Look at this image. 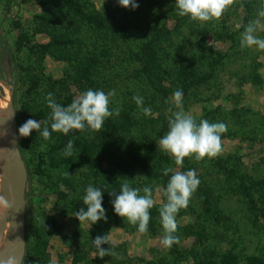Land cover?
Wrapping results in <instances>:
<instances>
[{"label":"rangeland","instance_id":"1","mask_svg":"<svg viewBox=\"0 0 264 264\" xmlns=\"http://www.w3.org/2000/svg\"><path fill=\"white\" fill-rule=\"evenodd\" d=\"M137 2L131 11L116 0H0V95L10 91L27 175L20 264H264V50L241 46L256 20L255 34L264 39V0H231L208 22L179 16L175 0ZM89 89L115 93L102 129L19 138L28 119L51 129L49 94L66 107ZM177 90L182 110L197 123L226 125L216 157H186L178 166L160 149L181 110ZM15 166V182L10 170L0 175L9 205L20 178ZM189 170L200 184L176 215L177 242L166 248L159 209L171 175ZM125 182L141 195L143 187L153 189L146 233L113 213L108 193ZM88 185L104 192L106 223L75 218ZM104 234L109 251L99 258L93 240ZM17 241L8 208L0 216V256Z\"/></svg>","mask_w":264,"mask_h":264},{"label":"clouds","instance_id":"2","mask_svg":"<svg viewBox=\"0 0 264 264\" xmlns=\"http://www.w3.org/2000/svg\"><path fill=\"white\" fill-rule=\"evenodd\" d=\"M119 7L135 11L139 8L137 0H116ZM231 0H175L178 15L189 17L194 21L208 22L214 18L221 17L225 8ZM264 16V12L260 13ZM261 27L260 21L256 20L249 24L242 34L241 46L264 50V39L255 34ZM194 70V69H193ZM114 92L105 93L102 90H87L75 98L68 106H62L55 102L51 94L48 95V107L52 110L51 129L44 127L36 119H28L18 128L19 138H28L33 131L39 132L45 141L51 138L52 132L69 135L73 130L99 131L104 126L105 120L113 115L110 110V97ZM183 91L177 90L173 94L175 107L181 109L172 114L168 123V132L159 140L160 149L167 155L175 158L178 166L183 165L186 157H194L197 161L205 157H216L221 151V135L227 131L224 123H210L208 120H196L182 110ZM138 106H142V97L133 98ZM145 115L151 114V108H144ZM118 114V113H116ZM73 142L69 141L65 156H72ZM171 169H166L164 175L168 176ZM200 180L194 170L187 172H176L171 175L165 190L167 202L159 209L161 225L163 228L162 244L170 248L177 242L174 233L177 229L176 215L181 209L187 208L192 194L197 190ZM140 194V188H133L125 182L121 185L119 192L108 193L111 197L113 213L126 218L131 225L138 226L140 233L148 231L151 219L150 210L154 207L153 189L145 186ZM83 205L76 212L75 218L81 223L97 225L99 222H107V209L104 207V192L97 187L88 185L83 197ZM10 207L3 196H0V216ZM109 243L108 236L97 235L93 240L99 258L109 251L102 247Z\"/></svg>","mask_w":264,"mask_h":264},{"label":"water","instance_id":"3","mask_svg":"<svg viewBox=\"0 0 264 264\" xmlns=\"http://www.w3.org/2000/svg\"><path fill=\"white\" fill-rule=\"evenodd\" d=\"M8 117L0 114V133L2 138L7 141V147L13 152V158L11 163V168L9 170L13 174V167L18 164L20 169V178L19 183L16 186V193L13 195L12 202L9 207V213L11 217V221L15 224L18 234L17 244L13 249L9 252L2 254L0 256V264H3L6 261H11L16 257L15 264H20L23 253H24V188H25V180H26V168L23 162L22 156L18 149L17 142V131L15 121L13 119L12 110L9 113ZM12 179L15 182V178L12 175Z\"/></svg>","mask_w":264,"mask_h":264},{"label":"bare ground","instance_id":"4","mask_svg":"<svg viewBox=\"0 0 264 264\" xmlns=\"http://www.w3.org/2000/svg\"><path fill=\"white\" fill-rule=\"evenodd\" d=\"M2 95V94H1ZM0 95V114H2L5 117L9 116V113L11 111V97H10V91H9V95H5L1 97ZM2 143L4 144L5 141H3V138L1 136L0 133V175L2 174V172H7L9 171V166L11 168V163H12V158H13V152L6 146V148H2ZM5 145V144H4ZM6 153V154H5ZM5 154V156H4ZM13 177L17 179V170H16V166L13 167ZM0 190H1V180H0ZM2 192H5V188L2 186ZM8 197V195H7ZM9 198V197H8ZM10 199V198H9ZM9 247V245H5L4 247H2V250H6ZM3 264H13L12 260L11 261H6Z\"/></svg>","mask_w":264,"mask_h":264},{"label":"trees","instance_id":"5","mask_svg":"<svg viewBox=\"0 0 264 264\" xmlns=\"http://www.w3.org/2000/svg\"><path fill=\"white\" fill-rule=\"evenodd\" d=\"M3 44H4V47H5V50L10 54V47H9V45L3 40ZM10 62H11V68H12V70H11V73H12V75H14V69H15V64L13 63L14 61H13V59H10ZM121 162V161H120ZM119 162V163H120ZM125 163V162H124ZM126 164V163H125ZM144 166V168H145V164L143 165ZM255 264H259L258 262H256Z\"/></svg>","mask_w":264,"mask_h":264}]
</instances>
